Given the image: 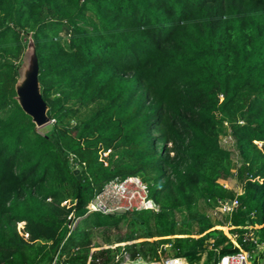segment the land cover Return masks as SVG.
I'll return each instance as SVG.
<instances>
[{
    "label": "trees",
    "instance_id": "trees-1",
    "mask_svg": "<svg viewBox=\"0 0 264 264\" xmlns=\"http://www.w3.org/2000/svg\"><path fill=\"white\" fill-rule=\"evenodd\" d=\"M30 36L49 131L16 97ZM130 174L159 211H87ZM217 224L264 242V0H0V264L237 251Z\"/></svg>",
    "mask_w": 264,
    "mask_h": 264
},
{
    "label": "built area",
    "instance_id": "built-area-1",
    "mask_svg": "<svg viewBox=\"0 0 264 264\" xmlns=\"http://www.w3.org/2000/svg\"><path fill=\"white\" fill-rule=\"evenodd\" d=\"M228 135L231 145H233L232 135L227 133L223 135L222 138ZM108 152H105L107 155ZM78 167V165H73V168ZM231 180V178L220 179V181L227 187L236 190L237 195L242 193L243 189L239 183L234 182L230 185L226 180ZM236 180L234 177L232 178ZM238 197L234 199H222L218 198L217 209L215 213L226 212L230 214L234 207L238 205ZM143 209H152L159 211L161 209V204L151 196L150 185L145 181L139 174H130L125 177L116 176L107 180L100 190H98L95 196L90 200L87 205V211H98L101 213H120L126 211H137ZM215 227L223 229L224 232L229 236L230 242L234 246H238L237 251L221 253L219 247H213L214 250V264H264L262 262H255L253 251L248 249L243 242L240 241V237L243 236V241L254 240L258 245L256 250H264V242L257 240L256 235L253 230V225H244L246 230L241 233L234 230L233 226L230 224H217ZM125 242H121L124 244ZM171 248V244H167V249ZM258 253V252H257ZM120 258V254L116 255V259ZM124 263H129L131 260L128 255L124 257ZM148 262V261H147ZM187 260L183 256L172 255L171 253L161 254L159 259H154L148 263L155 264H187ZM51 264H57L56 258L51 262ZM120 264V263H118ZM122 264V263H121Z\"/></svg>",
    "mask_w": 264,
    "mask_h": 264
},
{
    "label": "water",
    "instance_id": "water-1",
    "mask_svg": "<svg viewBox=\"0 0 264 264\" xmlns=\"http://www.w3.org/2000/svg\"><path fill=\"white\" fill-rule=\"evenodd\" d=\"M26 56V62L22 66L20 77L16 82V97L24 110L32 116L39 129V127L49 123L51 119L48 115V103L44 99L41 91L36 44L31 36L28 40ZM82 168V166H78L74 169V172L79 176ZM135 217L138 218L137 215ZM169 249L170 253L175 255L174 250Z\"/></svg>",
    "mask_w": 264,
    "mask_h": 264
},
{
    "label": "rangeland",
    "instance_id": "rangeland-1",
    "mask_svg": "<svg viewBox=\"0 0 264 264\" xmlns=\"http://www.w3.org/2000/svg\"><path fill=\"white\" fill-rule=\"evenodd\" d=\"M28 40H29V37H26L25 38V41L28 42ZM26 57L27 56L25 55V58H24L21 66H20V70L22 69V66L26 62ZM39 129H41L42 131H49L51 129V122L46 123L42 127H39ZM224 135H226V134H224ZM222 144L224 146L228 147V148L233 149V146L231 145V142H230V139L228 138V135L225 137V139L222 138ZM222 180H224V179H222ZM226 182L229 183L230 185H233L234 182H236V180H234V179L231 178V180L228 179V180H226ZM207 209H208L209 213L212 214L214 217H216L218 219L227 220L228 213H226V212H220V211H218V213L214 214L215 213V210L217 209V205H215V206H209V205H207ZM125 229L126 228L124 227L122 229V231H124ZM140 239H142V238H139L137 240H140ZM96 241H97V243L102 242V239H101V237L99 235L96 236ZM116 245H117V243H116ZM95 248H98V246H94V249ZM163 255H164V253H163ZM253 255L259 260V262L264 261V257H263V259L260 258V257H258L256 251L253 252ZM124 261H125V259L122 262H120V264L121 263H124ZM148 262H150V261H148ZM187 264H214V253L213 252H211V253L210 252H205L198 259H195L194 261H191V262L188 261Z\"/></svg>",
    "mask_w": 264,
    "mask_h": 264
},
{
    "label": "bare ground",
    "instance_id": "bare-ground-1",
    "mask_svg": "<svg viewBox=\"0 0 264 264\" xmlns=\"http://www.w3.org/2000/svg\"><path fill=\"white\" fill-rule=\"evenodd\" d=\"M122 264H155V263H148L147 261H145L143 259H137V260H133L129 263H122Z\"/></svg>",
    "mask_w": 264,
    "mask_h": 264
}]
</instances>
